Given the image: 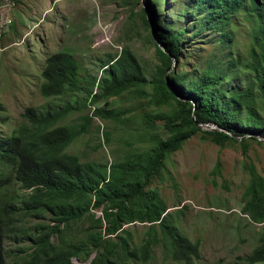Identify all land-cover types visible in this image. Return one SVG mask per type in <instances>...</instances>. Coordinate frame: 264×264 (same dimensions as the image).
<instances>
[{"label": "rangeland", "instance_id": "374dc122", "mask_svg": "<svg viewBox=\"0 0 264 264\" xmlns=\"http://www.w3.org/2000/svg\"><path fill=\"white\" fill-rule=\"evenodd\" d=\"M152 1L0 0V115L5 118L0 121V136L17 133L29 125L21 116L25 107L48 103L56 108L67 104L72 107L58 120L59 124L78 126L84 121L83 116L89 117L84 132L65 149L77 154L82 162L109 163L148 149L149 131L141 120L146 112L163 114L155 121V131L164 137L165 123L173 118L178 104L174 99L156 103L151 84L144 86L145 95L126 91L118 96L101 97L94 103L83 92L43 98L38 91L44 57L60 49L70 51L79 61L81 82L90 76L97 77L100 64L122 47L132 51L147 79H152L161 62L152 36L155 22L145 16L147 4L155 8L154 20H162L165 29L178 40L177 57L171 58L164 72L166 77L177 73L187 78L206 66L222 72L227 62L237 54H245L252 42L255 25L241 15L231 14L229 22L219 28L206 23L207 10L194 0ZM224 31L230 39L223 36ZM246 75L241 69L234 73L227 71L231 84H243ZM96 106L117 109L121 114L117 118L92 115ZM248 136L220 146L196 131L179 149L165 156L163 166L145 185V189L156 190L165 204L166 221L190 241L198 242V255L190 256L188 264H248L243 257L264 233V220L253 223L240 212L248 181L247 166L252 164L264 176V140ZM9 166L0 159L2 172L10 174ZM28 192L11 176L5 198L17 203ZM90 213L94 217L100 214L97 209H90ZM89 223L86 217L60 225L62 238L79 240L89 230ZM16 224L31 233L36 224L48 229L53 223L49 214L43 213L39 219L25 217ZM153 228L159 241L149 247L145 260L123 257L118 246L112 257L119 264H185L173 259L161 244L158 227ZM124 229L128 230V236L118 234L127 237L129 248L135 246L137 251L147 237L148 224H126ZM101 235L108 242L118 243L113 236ZM51 243H58L56 233ZM4 249L6 263L16 264L27 258L33 248L22 236L17 242L5 239ZM94 253L88 248V254L82 253L71 261L86 264Z\"/></svg>", "mask_w": 264, "mask_h": 264}, {"label": "trees", "instance_id": "16d2710c", "mask_svg": "<svg viewBox=\"0 0 264 264\" xmlns=\"http://www.w3.org/2000/svg\"><path fill=\"white\" fill-rule=\"evenodd\" d=\"M194 1L207 10L206 23L223 28L232 14L241 15L255 25L247 52L229 60L222 72L206 66L187 78L177 73L166 77L164 72L171 58L177 57L178 40L165 29L162 20H154L155 8L148 4L145 16L155 22L152 36L161 62L152 79H147L128 47L109 55L100 64V74L83 82L79 78V61L70 51L60 49L44 57L38 87L43 98L83 92L94 103L101 97L118 96L126 91L145 95L144 86L151 84L156 103L174 99L178 110L165 123L167 134L164 137L155 131V121L163 114L146 112L142 115L151 142L148 149L132 152L121 160L97 163L82 162L77 154L65 151L84 132L88 116H83L84 121L78 126L59 124L58 120L72 108L70 105L56 108L46 103V106L25 107L21 116L29 125H24L17 133L0 136L1 161L10 165L13 179L29 190L17 203L7 200L6 188L11 176L0 170V264H7L5 239L17 242L22 236L33 249L27 258L16 264H75L71 259L88 254V248L95 253L86 264H119L112 257L116 246L123 257L145 260L149 247L159 241L154 226L160 231L162 246L173 259L188 264L190 256L197 257L198 242L190 241L166 221L165 204L156 190L145 189V185L163 166L165 156L179 149L196 131L220 146L245 134L249 138L256 134L264 139V0ZM222 34L230 39L228 32ZM237 69L247 74L243 84H231L227 78V71L234 73ZM94 84L96 90H93ZM193 107L194 119L191 118ZM120 114L117 109L98 106L92 111V115L100 117L117 118ZM4 119L0 115V121ZM198 123L211 124L217 129H200ZM247 172L240 212L249 221L260 223L264 220V176L252 164L247 166ZM90 209H97L100 214L94 217ZM43 213L49 214L53 223L48 229L36 224L33 231L27 233L16 224L25 217L39 219ZM86 217L90 225L84 237L76 241L62 238L60 225ZM134 223L148 224L149 228L137 251L135 246L129 248L127 237L118 234L123 232L128 236L124 225ZM54 233L58 239L56 245L51 243ZM102 233L115 237L118 243L108 242ZM243 260L248 264L264 262V233Z\"/></svg>", "mask_w": 264, "mask_h": 264}, {"label": "water", "instance_id": "95a60500", "mask_svg": "<svg viewBox=\"0 0 264 264\" xmlns=\"http://www.w3.org/2000/svg\"><path fill=\"white\" fill-rule=\"evenodd\" d=\"M193 114H194V107L192 108V110H191V118L192 119H194V117H193ZM199 127H201V126H203V127H208L209 126V128H212V127H214V126H212L211 124H207V123H202V124H200V123H198L197 124ZM253 136H257V137H259L258 135H256V134H252ZM259 138H261V137H259ZM262 139V138H261ZM264 140V139H263Z\"/></svg>", "mask_w": 264, "mask_h": 264}]
</instances>
